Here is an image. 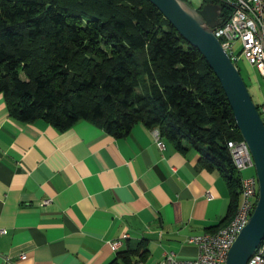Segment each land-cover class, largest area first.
Instances as JSON below:
<instances>
[{"label": "crops", "instance_id": "1", "mask_svg": "<svg viewBox=\"0 0 264 264\" xmlns=\"http://www.w3.org/2000/svg\"><path fill=\"white\" fill-rule=\"evenodd\" d=\"M250 66L252 83L244 77L260 106L264 76ZM151 130L138 122L118 138L88 120L64 130L22 122L0 94V264H160L167 251L194 258L188 237L226 227L239 197L200 166L195 148L164 137L161 149Z\"/></svg>", "mask_w": 264, "mask_h": 264}, {"label": "trees", "instance_id": "2", "mask_svg": "<svg viewBox=\"0 0 264 264\" xmlns=\"http://www.w3.org/2000/svg\"><path fill=\"white\" fill-rule=\"evenodd\" d=\"M206 3L222 7L219 25L229 20L223 0ZM0 94L22 122L64 130L88 120L118 138L138 122L157 128L222 175L239 197L233 216L240 205L228 141L244 138L229 100L199 49L150 0H0Z\"/></svg>", "mask_w": 264, "mask_h": 264}, {"label": "water", "instance_id": "3", "mask_svg": "<svg viewBox=\"0 0 264 264\" xmlns=\"http://www.w3.org/2000/svg\"><path fill=\"white\" fill-rule=\"evenodd\" d=\"M150 1L206 58L221 82L236 125L252 153L259 182L258 201L247 225L233 243L227 260V264H248L264 240V122L238 66L215 34L222 7L213 3L193 7L185 0Z\"/></svg>", "mask_w": 264, "mask_h": 264}, {"label": "built area", "instance_id": "4", "mask_svg": "<svg viewBox=\"0 0 264 264\" xmlns=\"http://www.w3.org/2000/svg\"><path fill=\"white\" fill-rule=\"evenodd\" d=\"M232 8L229 20L215 28V34L223 47L236 63L243 56L250 65L264 76V0H223ZM240 42V52H235V42ZM259 113L264 122V104L259 106ZM152 137L161 149L166 147L157 128L151 130ZM232 156L240 160L242 170L253 168L255 162L247 142L241 140L228 141ZM247 197H242V214L238 223L232 227V233L225 237H213L210 232L195 234L188 237V242L197 247L194 258L182 259L175 252L167 251L160 264H227L229 251L240 232L247 225L253 214L259 195V182L256 173L248 175ZM209 199L213 196L208 193ZM50 200L44 201L49 203ZM1 233L6 231L0 230ZM128 237V235H125ZM122 241H112L111 245L117 251ZM27 255H21L26 259ZM137 264H144L142 261ZM248 264H264V240L249 259Z\"/></svg>", "mask_w": 264, "mask_h": 264}, {"label": "bare ground", "instance_id": "5", "mask_svg": "<svg viewBox=\"0 0 264 264\" xmlns=\"http://www.w3.org/2000/svg\"><path fill=\"white\" fill-rule=\"evenodd\" d=\"M241 141L246 142L245 139H242ZM232 158H233V161H234L237 169L242 173L243 170H242V165H241L240 160H236V157H234V156H232ZM241 184H242L241 201H240V205H239L235 215L230 220L228 225L226 227H224L222 230H219L217 232H210V235H213V237H225L228 234H231L232 233V227H234V225L236 223H238L240 216L242 214V197H247V192H248L247 176H242Z\"/></svg>", "mask_w": 264, "mask_h": 264}, {"label": "rangeland", "instance_id": "6", "mask_svg": "<svg viewBox=\"0 0 264 264\" xmlns=\"http://www.w3.org/2000/svg\"><path fill=\"white\" fill-rule=\"evenodd\" d=\"M119 10V12H121V13H123V14H126L125 12H123L124 10L123 9H120V8H118ZM125 9V8H124ZM123 10V11H122ZM128 11H129V9H128ZM235 52H236V54H239V52H240V45L237 43V46H235ZM238 67H239V70H240V73H241V75L244 77V75H245V71H246V69H250V71H251V73L253 72V68L249 65V63L247 62V60L243 57V56H240L239 57V59H238ZM245 77L250 81V83H252L251 82V79H249V77H247L246 75H245ZM245 77H244V79H245ZM23 78H25L24 76H23ZM247 79H245V81H246V83L250 86V84L248 83L249 81H247ZM260 81L264 84V77H261L260 78ZM251 87V86H250ZM249 87V88H250ZM251 90H252V88H251ZM249 169H252L251 171H252V173H254L255 172V170L253 169V168H249ZM246 170H248V169H245L244 171H243V174L244 175H247V173L245 174V172H246Z\"/></svg>", "mask_w": 264, "mask_h": 264}]
</instances>
